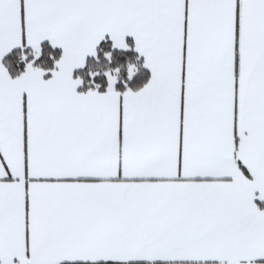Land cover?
<instances>
[{"label":"snow or ice","instance_id":"obj_1","mask_svg":"<svg viewBox=\"0 0 264 264\" xmlns=\"http://www.w3.org/2000/svg\"><path fill=\"white\" fill-rule=\"evenodd\" d=\"M0 264H264V0H0Z\"/></svg>","mask_w":264,"mask_h":264}]
</instances>
